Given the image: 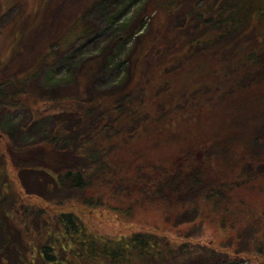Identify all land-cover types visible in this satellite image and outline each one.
<instances>
[{
    "label": "trees",
    "instance_id": "trees-1",
    "mask_svg": "<svg viewBox=\"0 0 264 264\" xmlns=\"http://www.w3.org/2000/svg\"><path fill=\"white\" fill-rule=\"evenodd\" d=\"M172 7L165 38L131 58L124 83L107 92L86 90L53 100L58 106L49 111L52 129L45 139L5 145L2 254L21 264L264 260L257 222L230 212L242 188L264 184V11L248 0H175ZM28 67L12 73L2 68L0 107L24 110L31 106L26 98L46 103L33 84L36 67ZM204 118L218 123L212 138L186 132L185 126L193 128ZM143 142L157 151L148 153ZM10 166L18 191L11 192ZM27 175L47 176L45 190L51 195L26 192L22 179ZM23 197L36 199L37 207L46 205L49 214L30 210L25 215L32 213L37 221H20ZM104 197L131 208L130 215L138 208L154 212L174 229L200 224L210 209L216 215L209 223L230 239L222 251L152 233L115 239L91 232L74 213L49 211L68 204L101 208ZM0 262L5 264L4 258Z\"/></svg>",
    "mask_w": 264,
    "mask_h": 264
},
{
    "label": "rangeland",
    "instance_id": "rangeland-1",
    "mask_svg": "<svg viewBox=\"0 0 264 264\" xmlns=\"http://www.w3.org/2000/svg\"><path fill=\"white\" fill-rule=\"evenodd\" d=\"M248 1L253 9L258 8L260 13L264 11V0ZM173 3L175 0H0V71L4 66L10 67V73L24 70L27 65L28 68L36 67L33 84L42 90L41 98L46 102L36 104L32 98L25 97L31 102L29 108L0 107V156L8 142L18 146L33 145L50 134L52 115L49 111L58 106L53 100L65 98L68 93L79 95L86 90L107 92L124 83L131 58L145 51L148 45L158 44L165 38L168 12L173 9ZM261 49L264 50V45ZM49 100L52 101L48 103ZM216 124L218 126V123L204 118L193 128L185 126V130L192 131L196 138L209 139L215 133ZM203 126L206 129L203 130ZM141 146L151 154L157 151L152 150L147 142L141 143ZM158 150L167 151L165 148ZM150 157L153 158V155ZM7 172L11 192L18 191L16 172L11 166ZM3 173L5 175L6 170L1 168L0 175ZM37 179L42 183L39 184ZM22 180L29 194L40 197L51 195L45 190L49 181L47 176L27 175ZM22 196L25 197L24 194ZM24 197L20 221L27 218L30 222L37 221L32 213L25 215L26 211L35 213L45 210L44 214L48 213L46 205L37 207L34 203L36 199ZM102 202L104 206L101 208L68 204L54 209V213L50 208L49 211L52 215L57 212L74 213L91 232L115 239L135 233H152L175 243L200 244L217 251H222L223 245L230 239L229 234L217 228V224L209 223L216 215L210 209L200 224L197 222L174 229L154 212L146 214L138 208L130 215L128 210L132 209L119 207L118 201L104 197ZM234 204L230 212L253 218L257 222L253 223L254 229L258 224L259 232L264 235V184L242 188ZM223 236L225 240H222ZM220 253L226 255L229 252ZM0 257L4 258L5 264H21L11 254ZM229 259L202 264L264 263L258 258L249 260L230 256Z\"/></svg>",
    "mask_w": 264,
    "mask_h": 264
},
{
    "label": "water",
    "instance_id": "water-1",
    "mask_svg": "<svg viewBox=\"0 0 264 264\" xmlns=\"http://www.w3.org/2000/svg\"><path fill=\"white\" fill-rule=\"evenodd\" d=\"M262 264H264V263H262Z\"/></svg>",
    "mask_w": 264,
    "mask_h": 264
}]
</instances>
